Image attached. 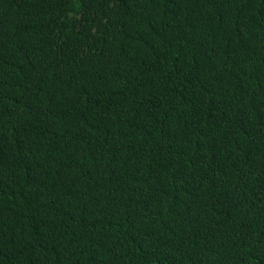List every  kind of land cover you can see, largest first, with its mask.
Wrapping results in <instances>:
<instances>
[{
    "label": "trees",
    "instance_id": "obj_1",
    "mask_svg": "<svg viewBox=\"0 0 264 264\" xmlns=\"http://www.w3.org/2000/svg\"><path fill=\"white\" fill-rule=\"evenodd\" d=\"M0 264H264V0H0Z\"/></svg>",
    "mask_w": 264,
    "mask_h": 264
}]
</instances>
